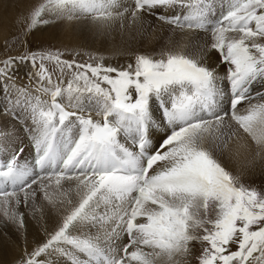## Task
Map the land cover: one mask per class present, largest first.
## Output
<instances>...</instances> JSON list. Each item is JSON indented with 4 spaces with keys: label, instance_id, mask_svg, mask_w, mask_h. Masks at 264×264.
Returning a JSON list of instances; mask_svg holds the SVG:
<instances>
[{
    "label": "snow or ice",
    "instance_id": "6c2138e0",
    "mask_svg": "<svg viewBox=\"0 0 264 264\" xmlns=\"http://www.w3.org/2000/svg\"><path fill=\"white\" fill-rule=\"evenodd\" d=\"M15 2L27 4L11 38L24 51L0 60V94L15 91L3 114L23 122L33 156L21 161L14 126H0V209L26 232L20 208L42 218L38 193L66 207L12 264H264V188L222 159L264 165V0ZM57 20L98 36L131 27L156 47L128 49L116 66L29 49ZM24 64L34 91L14 80Z\"/></svg>",
    "mask_w": 264,
    "mask_h": 264
},
{
    "label": "bare ground",
    "instance_id": "6f19581e",
    "mask_svg": "<svg viewBox=\"0 0 264 264\" xmlns=\"http://www.w3.org/2000/svg\"><path fill=\"white\" fill-rule=\"evenodd\" d=\"M0 1H1L0 10L3 12V14L10 13L13 10H16L17 8L22 7V6H17L15 0H0ZM124 2L126 4H130L131 0H124ZM3 18L7 19V17L5 16H3ZM79 22H84V21H79ZM86 24L87 26H89L94 30L95 36H98L96 33V26L92 25L89 22H87ZM76 33H78V31H76ZM111 36L112 37H107V38H105L104 36H98V37L107 40L106 45L111 50L120 48L119 51L117 52H120L122 50L123 43L115 41L114 37H118L120 40L126 39V42L128 40L131 43H134L135 45H139L143 43L144 40L150 39V38L141 39L140 37H137V39L133 40L131 39V34H128L127 36L125 35V32L119 34L116 31V29L112 31ZM117 52H114L113 54H116ZM123 52L126 53V50L123 49ZM123 54H121L120 57H123L124 56ZM211 55L214 60H218V54L212 53ZM14 73H15L14 80L17 84L18 82L26 83L29 90L31 88L32 91H34V88L32 87L31 84L32 81L28 80L29 79V77H27L28 75L25 76L24 73H21L16 69H14ZM20 79L22 80L20 81ZM33 82H36V80L34 79ZM3 83L4 81L0 80V84ZM34 86L36 87V85ZM6 95H10L11 99H15L16 93L13 90L10 94H0V126H4V125L14 126L11 129L13 131V136L11 139V147L13 148V150L21 149V148L24 149L22 155L20 154V160L23 161L27 159L30 161L33 156V148L28 135L23 129V122L17 123L16 121L12 120L11 116L3 114L4 106L5 105L11 106L8 104V100H6L5 98ZM42 98L47 99L46 96H43ZM17 112L21 117L26 115L19 108H17ZM28 123L30 124L31 122L28 121ZM248 156L249 154L247 153H241L239 156L233 157L231 156L230 152L226 151L222 159L230 170H232L233 172L240 173L242 175V179H244L246 175L252 173L253 169L264 170V165L260 163H257L254 167L251 166L249 163L250 161L248 160ZM230 157H232V160H229ZM37 195H38L37 204L45 207L44 215L42 218L39 212H37L36 217L33 218V216L30 214V207L24 208L23 205H21L20 208L21 211L25 212L26 232L19 231L17 228L14 229L13 226L11 225L9 226V224L5 222L3 223L0 222V264H10L11 261L18 258L21 255L20 252H22L25 246V239L27 241L28 250L29 248H32L36 243L45 240L47 238L45 229H47L48 232L52 231L56 227L58 221L60 220V211H62V207H66V205L62 206L59 210L53 209L43 201L42 194L38 193Z\"/></svg>",
    "mask_w": 264,
    "mask_h": 264
},
{
    "label": "rangeland",
    "instance_id": "374dc122",
    "mask_svg": "<svg viewBox=\"0 0 264 264\" xmlns=\"http://www.w3.org/2000/svg\"><path fill=\"white\" fill-rule=\"evenodd\" d=\"M20 6L22 7H19L10 13L3 14V12L0 10V14H1L0 15V60H3L8 55L19 56L24 51L23 46L20 44L19 41L13 42L11 39L13 35L20 32V28L16 24V18L18 13L27 10V4L22 3L20 4ZM3 16L7 17V19L3 18ZM86 23L87 22H79V21L68 22V21L57 20L52 24L46 26H40L38 27L36 32L29 37L28 47L29 49H33V50L37 48L65 50V56H64L65 59H69V60L76 59L79 62H88V56L86 55V53L100 55L104 57V62L106 64H112L113 66H116L117 64H123L129 58V53L127 51L126 53L123 52V49L128 50V49L139 48L140 50L143 51V50H151L152 48L156 47V42L152 41L151 39L144 40L143 43L139 45H135L134 43H131L128 40L126 42V39L120 40L118 37H114V40L123 43V46L120 52H117V50H119L120 48L111 50L106 45L107 40L95 36L94 30L89 26H87ZM115 29L119 34L125 32L126 36L128 34H132L133 32H135V29L131 27H128L123 31L120 30L119 28H115ZM76 31H78V33H76ZM104 37L107 38L112 36H104ZM137 37H139L138 34ZM6 40L9 41L7 47L5 45ZM71 48H75L78 51H80L81 55L74 57L73 55L69 54L67 49H71ZM114 52L117 53L113 54ZM121 54H123L124 56L120 57ZM18 71L24 73L25 76H27L26 73L33 72L34 69L32 68L31 64H24L18 67ZM34 79L35 77L31 79L29 78L28 80L32 81L31 84L35 90L36 87L34 85L37 86V84L36 82H33ZM21 80L22 79H20V81ZM18 84L27 86L26 83H22V82H18ZM30 90L32 91L31 88ZM251 159L252 156L249 154L248 160L251 161ZM229 160H232V157H230ZM243 180L244 182L251 184L252 186L264 188V181H263L264 170L253 169L252 173L246 175ZM0 222L1 223L5 222L2 209H0ZM10 225L13 226L14 229H16L15 225L9 224V226ZM31 249L32 248H29V251H31ZM13 261H11L10 264H12Z\"/></svg>",
    "mask_w": 264,
    "mask_h": 264
}]
</instances>
